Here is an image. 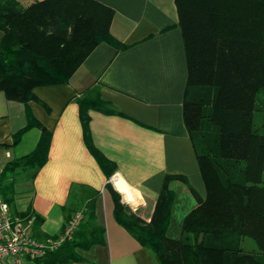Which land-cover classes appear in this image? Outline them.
<instances>
[{"label":"trees","instance_id":"16d2710c","mask_svg":"<svg viewBox=\"0 0 264 264\" xmlns=\"http://www.w3.org/2000/svg\"><path fill=\"white\" fill-rule=\"evenodd\" d=\"M175 7L187 70L182 119L206 194L201 198L184 176L166 174L145 220L107 182L113 216L159 264H264V0H175ZM113 14L96 0H34L26 6L0 0V92L23 104L26 115L10 145L30 128L40 132L30 152L0 170V199L15 215L33 217L36 237L41 217L30 204L24 210L14 207L16 184L33 181L46 162L51 130L32 115L28 102L48 109L34 95L35 87L68 83L101 42L121 45L109 32ZM76 102L84 144L108 179L115 165L91 139L89 112L114 110L100 98L99 84ZM172 180L187 185L197 201L183 216L178 237L166 233L175 197ZM99 193L86 185L69 189L64 223L77 209L83 218L71 239L37 260L80 261L78 249L104 242L105 230L95 215ZM246 237L256 248L242 246Z\"/></svg>","mask_w":264,"mask_h":264},{"label":"crops","instance_id":"0c3cea01","mask_svg":"<svg viewBox=\"0 0 264 264\" xmlns=\"http://www.w3.org/2000/svg\"><path fill=\"white\" fill-rule=\"evenodd\" d=\"M19 1L26 6L34 0ZM96 1L114 11L109 32L121 45L101 42L68 83L33 89L48 109L35 101L28 102L29 109L51 130V139L47 160L33 181L16 188L14 207L24 210L30 204L41 217L38 236H52L64 224L62 205L69 200V189L73 185L98 189L95 215L104 227V242L78 249L82 260L63 264H159L153 253L117 223L104 185L110 182L145 220L151 216L166 174L184 176L187 184L205 197L182 119L187 70L175 0ZM94 84H99L100 98L114 110L89 112L91 139L115 165L108 179L84 144L76 102ZM25 123L23 104L7 100L0 92V170L7 161L34 148L40 133L36 127L24 132L15 146L10 145L12 134ZM169 187L175 192L171 221L177 202L183 218L197 201L180 180H172ZM22 264L45 262L25 259Z\"/></svg>","mask_w":264,"mask_h":264},{"label":"built area","instance_id":"2783aa9c","mask_svg":"<svg viewBox=\"0 0 264 264\" xmlns=\"http://www.w3.org/2000/svg\"><path fill=\"white\" fill-rule=\"evenodd\" d=\"M82 218V209H77L57 234L39 238L32 231L33 217L15 215L8 203L0 199V264H22L25 259H37L56 250L72 238Z\"/></svg>","mask_w":264,"mask_h":264},{"label":"rangeland","instance_id":"374dc122","mask_svg":"<svg viewBox=\"0 0 264 264\" xmlns=\"http://www.w3.org/2000/svg\"><path fill=\"white\" fill-rule=\"evenodd\" d=\"M112 177V176H111ZM24 182H29L28 180L26 181V180H23V179H20L19 181H18V183L16 184V188L17 189H21L22 188V185L24 184ZM112 185V184H111ZM112 187H114L113 185H112ZM114 189V188H113ZM116 190V189H115ZM117 191V190H116ZM119 194H120V200H121V197H122V195H121V193L119 192V191H117ZM122 201V200H121ZM178 203L179 202H177L175 205H176V207H175V209H174V211H175V213H174V216L172 217V219H171V221H170V225H169V227H168V229H167V231H168V233L169 234H173V235H178V234H180V225H181V220H182V217H181V215H179L180 214V212H179V210H178V208H177V205H178ZM128 204V203H127ZM129 205V204H128ZM130 206V205H129ZM131 209H132V207H130ZM132 210H134V209H132ZM177 213V214H176ZM176 214V215H175ZM241 244H242V246L245 248V249H251V248H256V246H255V243L253 242V240L251 239V238H248V237H246L245 239H243L242 241H241Z\"/></svg>","mask_w":264,"mask_h":264},{"label":"water","instance_id":"95a60500","mask_svg":"<svg viewBox=\"0 0 264 264\" xmlns=\"http://www.w3.org/2000/svg\"><path fill=\"white\" fill-rule=\"evenodd\" d=\"M114 188V187H113ZM115 189V188H114ZM117 190V189H116ZM117 191H119V190H117ZM121 200L123 201V202H125V203H128L129 205H130V207H132V209H135V207L129 202V201H127L126 199H124L123 197H121Z\"/></svg>","mask_w":264,"mask_h":264},{"label":"bare ground","instance_id":"6f19581e","mask_svg":"<svg viewBox=\"0 0 264 264\" xmlns=\"http://www.w3.org/2000/svg\"><path fill=\"white\" fill-rule=\"evenodd\" d=\"M123 193L126 192V191H122Z\"/></svg>","mask_w":264,"mask_h":264}]
</instances>
